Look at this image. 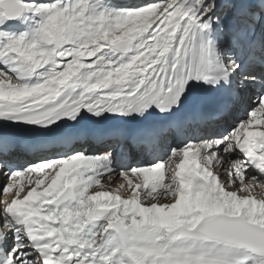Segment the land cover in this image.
I'll list each match as a JSON object with an SVG mask.
<instances>
[{"label":"snow or ice","instance_id":"1","mask_svg":"<svg viewBox=\"0 0 264 264\" xmlns=\"http://www.w3.org/2000/svg\"><path fill=\"white\" fill-rule=\"evenodd\" d=\"M0 176V264H264V0H0Z\"/></svg>","mask_w":264,"mask_h":264},{"label":"bare ground","instance_id":"2","mask_svg":"<svg viewBox=\"0 0 264 264\" xmlns=\"http://www.w3.org/2000/svg\"><path fill=\"white\" fill-rule=\"evenodd\" d=\"M4 182H6L5 181V178L4 177H2V176H0V186L4 183ZM121 181H120V178L117 176V177H113V181H112V183L110 184V187L111 188H115L119 183H120ZM256 194L258 195V197L259 196H264V189H261V188H257L256 190ZM11 198V194L10 193H4V196H3V198H2V200L0 201V205H2V203H3V201L5 200V199H10Z\"/></svg>","mask_w":264,"mask_h":264},{"label":"rangeland","instance_id":"3","mask_svg":"<svg viewBox=\"0 0 264 264\" xmlns=\"http://www.w3.org/2000/svg\"><path fill=\"white\" fill-rule=\"evenodd\" d=\"M5 183V182H4ZM4 183L0 186V201L2 200L3 196H4V193L2 191L3 189V186H4Z\"/></svg>","mask_w":264,"mask_h":264}]
</instances>
